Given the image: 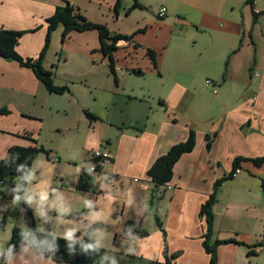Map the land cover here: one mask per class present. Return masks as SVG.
<instances>
[{
    "label": "crops",
    "instance_id": "obj_1",
    "mask_svg": "<svg viewBox=\"0 0 264 264\" xmlns=\"http://www.w3.org/2000/svg\"><path fill=\"white\" fill-rule=\"evenodd\" d=\"M67 1L89 21L113 34L133 37L117 44L114 73L109 58L100 51L97 31L72 33L71 40L77 37L80 46H87L81 49L82 56L89 55L98 68L79 71L74 80L71 76L59 79L55 71V83L70 90L66 93L72 104L65 115L78 105L90 126L100 121L94 108L92 113L84 110L88 105L82 102L83 93L73 97L70 84L94 90L95 95L90 93L95 102L103 101L124 113L113 121V111L107 110L105 134L84 149L74 180L52 176L47 186L56 200L42 214L27 197L32 215L24 209L27 214L23 211L16 227L41 230L36 226L41 219L61 218L63 231L69 234H60V226L48 228L49 233L81 239L78 233L103 223L106 227L90 236L91 243L108 251L103 264L164 263V234L157 214L167 233L169 255L178 254L175 264H210L202 206L216 181L233 172L235 158L264 155V0H253L252 5L244 0H167L161 6L167 9L164 18L159 12L130 11L138 0H120L118 9L116 0ZM63 4L64 0H0V29L24 32L17 47L22 58L39 57L48 36L47 19ZM130 18L136 22L125 26ZM148 50L155 52L157 67ZM44 68L49 70L45 63ZM134 70L144 74L138 76ZM208 79L217 85L216 94L206 85ZM66 93H50L32 69L0 57V110L8 111L0 112V161L13 147L37 146L50 153L49 157L45 152L38 155L26 189L30 183L36 188L40 184L43 168L35 171L40 157L60 162L58 152L45 147L43 138L52 131L49 117L61 115L54 96ZM119 97L125 102L121 107ZM73 118L68 123L76 130L79 116ZM59 127L55 126L56 132ZM192 130L197 134L196 147L176 165L172 182L158 190L154 207L150 201L154 184L147 172L172 146L186 141ZM95 151L106 153L110 162L93 175L91 188L82 191L78 178L82 169L95 167ZM241 170L222 185L213 207L210 245L235 241L217 248L218 264H264V197L255 190L264 166L242 162ZM128 222L148 236L126 235ZM6 264L66 263L40 257L24 246Z\"/></svg>",
    "mask_w": 264,
    "mask_h": 264
},
{
    "label": "trees",
    "instance_id": "obj_2",
    "mask_svg": "<svg viewBox=\"0 0 264 264\" xmlns=\"http://www.w3.org/2000/svg\"><path fill=\"white\" fill-rule=\"evenodd\" d=\"M116 8L120 7V0H116ZM253 3V0H251ZM140 4L136 1L134 6L130 9L139 8ZM48 22V36L45 46L36 59H24L17 51L20 38L24 32L11 31L0 29V57L8 61H16L22 66L32 69L38 76L39 80L45 85L50 93L64 94L70 91L67 86H58L55 83V66L51 70H46L43 66L46 51L50 44L51 33L58 27L63 28V39H67L73 32H89L97 31L100 38V51L109 58L110 68L115 73V58L113 56L117 49V44L121 41H131L133 36L113 34L110 30L101 24L93 23L84 17L80 10L74 7L69 1L64 0V4L58 6L54 16L47 19ZM148 56L152 60L155 67H157L156 54L152 50H148ZM136 75L142 76L144 72L140 70L133 71ZM1 113L6 114L8 111L0 110ZM88 118H94L93 115L86 112ZM24 136H28L26 133ZM197 143L196 131L190 132L186 141L178 143L171 147V149L164 155L160 156L151 165L147 172L148 178L154 184V190L151 194V204L155 206L154 200L157 198V192L163 187L168 186L174 177V170L176 165L183 156L190 154L194 151ZM49 157L50 153L43 147H13L11 148L6 157L0 161V183L5 182L13 183L11 192L5 195L0 191V199L11 198L19 200L21 206L26 209L31 216V208L27 203L25 196L26 184L28 176L32 169V165L38 155L44 153ZM242 162H251L254 166L261 168L264 166V155L258 158H242L237 157L233 162V172L225 176L223 179L216 181L213 193L209 199L202 206L200 215L206 220L207 230L204 237V247L211 256L210 264H218L217 248L223 244H229L235 241H216L215 244L210 245V239L213 234V207L217 202V195L222 185L230 180H233L234 174L237 169H241ZM93 175L87 169H82L78 178V189L87 191L91 188ZM15 180H17L15 182ZM19 182L18 184H16ZM66 218V217H65ZM157 225L164 234V250L163 257L164 263L158 261H147V264H175L178 254L169 255L167 233L163 228V224L156 214ZM106 226L103 223L94 224L83 234H79L81 239H65L53 234L42 233L36 229H24L15 227L12 231V237L5 251L0 254V263L6 264L7 261L17 253L22 247H30L38 256L49 258L50 260L58 263L66 264H103L108 251L99 248L90 241L91 233L98 229H104ZM124 232L126 235H137L140 238L148 236V232L140 230L133 222L125 224ZM251 254V253H250Z\"/></svg>",
    "mask_w": 264,
    "mask_h": 264
},
{
    "label": "rangeland",
    "instance_id": "obj_3",
    "mask_svg": "<svg viewBox=\"0 0 264 264\" xmlns=\"http://www.w3.org/2000/svg\"><path fill=\"white\" fill-rule=\"evenodd\" d=\"M128 1V0H126ZM163 1L167 0H138V3L140 4L138 8V13L144 15L146 13H158L161 9V6L163 4ZM128 23L125 24L127 26L128 24L131 26L133 22H136L130 18ZM51 39L49 47L45 54V59L43 62L48 66L49 70H51L52 67L55 66V71H58L57 77L59 79H68L69 76H71V79L74 80L77 77V74L79 71H87L90 69H97V65H93L92 61H89V55L87 57H83L81 54V49L86 48L87 46H80L79 40H77V37L70 39L72 37V34L67 38L63 39V28L58 27L54 32L51 33ZM64 50V52H63ZM92 51H90L89 54H91ZM61 54H64L61 57ZM92 55V54H91ZM69 58V59H68ZM56 78V77H55ZM70 79V78H69ZM207 81V80H206ZM205 81V83H206ZM72 83V81H71ZM71 87V90L73 92V97L77 96L78 93H83L86 97L82 102H86L88 106L84 109L85 111H88L92 113V108L95 109V116L100 118V121L97 123H93L92 126H90L89 120L85 117V114L83 112V109L79 107L78 105L75 110L73 108L70 109L71 113L66 116L65 111L66 109H69L72 100L69 101V95L66 93L64 96H54L55 106H59L60 110L59 113L60 116H53L49 117L48 120V128L52 131L49 132V134L45 135L43 138V144L45 147L49 148L53 152L57 151L58 156L60 158V162H47L46 158L44 157V160H39L42 157L38 159V161L35 164V171L37 167H42V175L40 178V184L36 188L35 185L29 184V188L25 191L26 198L30 197L31 200H34L35 203H37L38 207V213H44V211H47V206H51L52 203L56 200L55 197H52V193L48 188L49 179L52 176H65L67 179H70V181L74 180L75 176V169L77 164H82L84 160L85 151L84 149L88 146H92L94 141L100 138L101 134H105V125L108 121V112L107 110H112L114 116L112 115V120L115 121L116 119H113V117H122L124 110L123 109H116L113 108L115 106H109L103 102V101H94V90H87L82 88L81 84H76L75 86L73 84L69 85ZM92 92L94 95H91ZM79 98V97H78ZM119 105L121 103H125L124 99L119 97L118 98ZM121 107V106H119ZM64 108V109H63ZM127 112V111H126ZM56 113V112H55ZM126 114V113H125ZM124 114V115H125ZM78 120L76 123L77 129L75 130L72 125L68 123L70 119L75 120L76 117H78ZM60 126L59 130L55 131V126ZM97 125L96 128L93 129V127ZM107 131V130H106ZM92 144V145H91ZM74 149L73 154L71 150ZM68 160H74V161H68ZM70 162V163H69ZM45 169V170H44ZM65 171V173L61 172ZM245 173L249 174L247 171ZM17 180H15L16 182ZM58 181L61 183V179H58ZM255 183V190L260 192L261 196L264 197V189L263 184L264 183V173H262L260 178H257ZM17 182L16 184H18ZM66 183V182H64ZM68 183V182H67ZM0 191L3 192L5 195L9 196V193L11 192V189L9 188V183L5 182L4 184L0 183ZM27 198V199H28ZM26 199V200H27ZM23 211L24 208L21 206L19 200L11 199V198H3L0 199V254L5 251V249L8 247V244L12 237V231L17 226V222H20L23 217ZM27 214V212H26ZM51 218V220L44 219L40 220L36 223L39 225V228L41 230L37 231L42 233H49L51 231H48V228L54 227L59 228L57 226L62 227V230H60V234H69L63 228L65 225L63 220L61 218ZM49 234H53L55 236H58L57 232H52ZM83 234V233H78ZM82 236V235H81ZM61 237V236H58ZM64 238V237H61ZM68 239V238H65ZM118 264H122L119 261ZM115 263V264H117ZM134 264H143V263H134Z\"/></svg>",
    "mask_w": 264,
    "mask_h": 264
},
{
    "label": "built area",
    "instance_id": "obj_4",
    "mask_svg": "<svg viewBox=\"0 0 264 264\" xmlns=\"http://www.w3.org/2000/svg\"><path fill=\"white\" fill-rule=\"evenodd\" d=\"M244 2L248 3V4H251V5L254 4V3L251 2V0H244ZM160 11L161 12H159V17L160 18H164L167 15L166 7H162L160 9ZM256 76H258V74H256ZM206 85H208V87L212 88L214 90L215 94L218 92L217 85L214 83V81L208 79L206 81ZM54 160L58 161V158L54 157ZM92 160L95 161V167H93L91 169L90 173H92V175H94V176L98 175L99 173H101V170H102L103 166H105L107 163L110 162V158L103 151H95L93 153V155H92ZM241 172H242L241 169H237L234 175L238 176V174H240ZM13 183H9L10 189H11V186L13 185Z\"/></svg>",
    "mask_w": 264,
    "mask_h": 264
}]
</instances>
